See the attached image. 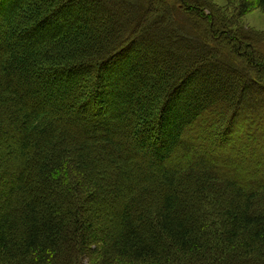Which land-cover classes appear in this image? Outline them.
I'll list each match as a JSON object with an SVG mask.
<instances>
[{
	"label": "trees",
	"instance_id": "trees-1",
	"mask_svg": "<svg viewBox=\"0 0 264 264\" xmlns=\"http://www.w3.org/2000/svg\"><path fill=\"white\" fill-rule=\"evenodd\" d=\"M165 2L0 0V264H264V182L166 163L201 115L262 111L264 38Z\"/></svg>",
	"mask_w": 264,
	"mask_h": 264
},
{
	"label": "rangeland",
	"instance_id": "rangeland-1",
	"mask_svg": "<svg viewBox=\"0 0 264 264\" xmlns=\"http://www.w3.org/2000/svg\"><path fill=\"white\" fill-rule=\"evenodd\" d=\"M203 1L230 19H232V16H236V23L234 22V24H237L240 28H244L246 31L257 33L264 38V12L253 10L242 17L239 16L240 2H250L253 0ZM117 3L121 4V1ZM161 3L165 5L166 2L165 0H152V4L135 3L132 7L135 11H138V14L144 11L148 15L155 12L157 15L163 16L164 12ZM145 100L148 103V97ZM48 103L53 104L52 101H48ZM67 106L68 103L62 105L63 108ZM210 114V116L201 115L198 117L200 121L194 124L192 129L187 130L190 136L188 135V138L184 136L180 139V145L177 146L174 153L169 155L166 162L167 165L170 166L172 162H184L187 157V159H193L194 161H209L215 167L222 168L221 170L224 172H228L229 174L236 172L245 180L246 178H251V180L264 182V105L261 112L249 113L245 115L244 120L238 117H234V119L231 117L232 121H230V126L226 129L227 134L224 136L222 135L223 130H221L224 124L222 122H228L230 118L225 117L226 115L220 112L219 109H214ZM133 128L130 127L128 132L123 136L125 138L123 144L127 148H130L137 146L139 141L142 140L144 146H146L143 155L145 156L146 154L152 158L157 143L155 140H149V137L148 140L143 137L137 138V135L134 136L132 134ZM186 144L189 147L191 146L192 149L185 146ZM165 145L166 143H158V146L161 148H164ZM236 167L238 168L236 169ZM100 220L102 221V219ZM100 220L96 222V227L100 225Z\"/></svg>",
	"mask_w": 264,
	"mask_h": 264
}]
</instances>
